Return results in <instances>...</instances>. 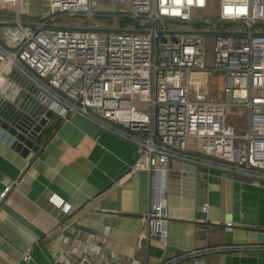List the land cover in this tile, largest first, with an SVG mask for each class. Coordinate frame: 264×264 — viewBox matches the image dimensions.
<instances>
[{
	"label": "built area",
	"instance_id": "obj_1",
	"mask_svg": "<svg viewBox=\"0 0 264 264\" xmlns=\"http://www.w3.org/2000/svg\"><path fill=\"white\" fill-rule=\"evenodd\" d=\"M44 2L42 20L24 26L18 20L17 0H0V11L12 14L15 23L0 31L1 72L15 69L61 119L81 116L133 144L129 171L159 176L158 189L140 217L149 236L162 241L166 236L169 162L264 181V0H217L214 17L207 14L210 0H129L128 9L105 15L95 12L96 0ZM93 16L117 21L107 28L136 31L81 30L56 22ZM119 18H129L131 24L119 25ZM167 30L213 32L212 66L205 64V34ZM211 71L222 74L219 100L200 91L202 86L208 89ZM243 113L245 131L240 133L237 120ZM229 114L234 118L227 121ZM12 185H5L0 199ZM47 199L69 211L55 195ZM83 246L77 264H96L94 244L88 241ZM258 248L264 244L219 246L181 253L158 264H174L184 257L190 264H208L203 253ZM19 258L31 260L30 249L21 250Z\"/></svg>",
	"mask_w": 264,
	"mask_h": 264
},
{
	"label": "crops",
	"instance_id": "obj_2",
	"mask_svg": "<svg viewBox=\"0 0 264 264\" xmlns=\"http://www.w3.org/2000/svg\"><path fill=\"white\" fill-rule=\"evenodd\" d=\"M44 3L17 0L19 23L41 21ZM112 3L96 0L95 10L114 12ZM13 21V15L0 11V23ZM0 75V102L13 111L36 113L32 104L42 102L37 90L11 67L0 69ZM37 144L43 146L36 156L29 152L22 158L0 140V192L13 184L0 199V264H77L88 241L95 246L96 264H158L189 251L264 244L262 180L195 165L189 191H166L168 222L162 241L149 236L140 218L159 176L129 171L135 157L132 143L72 114L49 120ZM51 194L67 205V213L48 201ZM25 248L30 249L29 261L19 258ZM202 257L208 264H264V248L209 251ZM174 264H190V258Z\"/></svg>",
	"mask_w": 264,
	"mask_h": 264
},
{
	"label": "water",
	"instance_id": "obj_3",
	"mask_svg": "<svg viewBox=\"0 0 264 264\" xmlns=\"http://www.w3.org/2000/svg\"><path fill=\"white\" fill-rule=\"evenodd\" d=\"M14 22H4L0 23V27L13 26ZM21 25H26L22 23ZM81 30H94L100 32H131L136 31L134 29H113V28H103V27H70ZM140 32H146L145 30H141ZM164 32V31H163ZM170 34L174 33H202V34H211L213 32H202V31H184V30H167ZM18 106L22 104L18 102ZM36 105V113H32L31 110L25 112L30 118L38 120L35 124L31 120H27L26 123L18 122V118L24 116L23 112L21 113L19 109L10 110L7 107L8 103H0V140L4 142L10 149H12L15 153H17L20 157L25 158L29 152L33 153L34 156L38 154L41 150L42 145L37 144V139L41 132L45 129L49 120H51L56 114L52 112L50 109H45V106H42L38 103H33ZM17 107V106H16ZM10 110V111H9ZM11 111H13V115H11ZM31 112V113H30ZM41 112H43L41 114ZM40 114V115H39ZM43 117L40 120V117ZM168 172H167V189H176L189 191L191 188V184L193 182V172L195 165L185 163V162H169L167 164Z\"/></svg>",
	"mask_w": 264,
	"mask_h": 264
},
{
	"label": "rangeland",
	"instance_id": "obj_4",
	"mask_svg": "<svg viewBox=\"0 0 264 264\" xmlns=\"http://www.w3.org/2000/svg\"><path fill=\"white\" fill-rule=\"evenodd\" d=\"M115 4L117 7V10H125L130 7L129 5V0H123L120 3H112ZM216 9H217V0H210V10L207 11V14L210 15L211 17H214L216 15ZM116 10V11H117ZM3 12V11H2ZM96 12V11H95ZM10 14L9 12H5ZM97 14H100L96 12ZM105 14V13H104ZM195 11H191V15H195ZM12 15V14H10ZM100 16H93L91 19H86V18H80V17H75L73 19H60L57 18L56 22L59 25H67V26H81L84 24H89L92 25L93 23L98 24L100 27H103L104 25H115L117 21L115 22L114 20H106L104 18H99ZM167 26L170 27H176L179 26L177 24L173 23H166ZM2 29V28H1ZM212 35L211 34H205L203 36V47H204V54H205V64L209 67L212 66L213 64V54H212ZM210 81L208 84V89H206V86L200 87V91L207 92L209 97L211 99L219 100L222 98V91H221V83H222V74L219 71H211L210 72ZM47 100V99H46ZM234 118L233 114H229L226 117L227 121H230ZM245 120H246V114L243 113L242 116L239 117L238 121V132L243 133L245 131Z\"/></svg>",
	"mask_w": 264,
	"mask_h": 264
},
{
	"label": "bare ground",
	"instance_id": "obj_5",
	"mask_svg": "<svg viewBox=\"0 0 264 264\" xmlns=\"http://www.w3.org/2000/svg\"><path fill=\"white\" fill-rule=\"evenodd\" d=\"M1 103V102H0ZM48 101L47 100H45L44 98L42 99V102H40L39 104H41L42 106H45V105H48ZM43 112H41V114H42ZM11 115H13V111H11V113H10ZM38 113H35V115H37ZM40 115V114H39ZM30 116V115H29ZM28 115H26V114H24V116H22L21 118H18V122H21V123H26L27 122V120H29V122H31V120L33 121V123L35 124L38 120H35V119H33V118H30ZM43 119V117H42V115H41V117H40V120H42Z\"/></svg>",
	"mask_w": 264,
	"mask_h": 264
},
{
	"label": "trees",
	"instance_id": "obj_6",
	"mask_svg": "<svg viewBox=\"0 0 264 264\" xmlns=\"http://www.w3.org/2000/svg\"><path fill=\"white\" fill-rule=\"evenodd\" d=\"M118 24L119 25H124V24H131V21L129 18H119L118 19ZM60 118V117H59ZM61 119V118H60Z\"/></svg>",
	"mask_w": 264,
	"mask_h": 264
}]
</instances>
